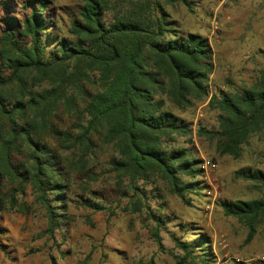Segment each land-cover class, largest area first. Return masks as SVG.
Instances as JSON below:
<instances>
[{
    "label": "trees",
    "instance_id": "16d2710c",
    "mask_svg": "<svg viewBox=\"0 0 264 264\" xmlns=\"http://www.w3.org/2000/svg\"><path fill=\"white\" fill-rule=\"evenodd\" d=\"M174 2L79 0L67 24L69 38L53 36L45 0L26 1L28 12L21 19L11 15L9 1L1 3L0 211L28 213L23 200L28 189L45 220L36 238L52 239L60 230L66 201L114 215L107 203L80 193L68 199L70 175H92L100 148L110 154L105 163L118 182H125L122 198L146 210L160 246L157 229L169 217L162 216L161 205L151 212L144 186L162 181L182 204L207 188L201 160L187 147L191 123L178 114L194 102L208 99L207 105L217 111L216 130L197 126L195 132L216 139L220 155L239 158L254 135L264 142V66L251 86L210 94L208 40L177 29L164 8ZM2 70L8 75L2 76ZM58 112L75 121L72 131L56 128ZM59 150L74 155L76 163ZM235 177L261 191L256 199L218 202L224 216L246 228L247 243L264 217V173L245 168ZM195 234L190 241L173 239L182 253L175 264L209 261L205 236ZM49 264H55L52 257Z\"/></svg>",
    "mask_w": 264,
    "mask_h": 264
},
{
    "label": "rangeland",
    "instance_id": "374dc122",
    "mask_svg": "<svg viewBox=\"0 0 264 264\" xmlns=\"http://www.w3.org/2000/svg\"><path fill=\"white\" fill-rule=\"evenodd\" d=\"M5 1L11 4V15L21 19L23 13L28 12L23 4L37 0H0V17L4 14L1 3ZM45 1L53 36L69 38L67 24L75 15L79 0ZM164 8L181 33H196L208 40L211 92L252 85L258 69L264 66V0H175ZM1 74L7 76L8 71L2 70ZM39 83L47 85L40 80ZM178 114L191 123V142L187 147L193 149L199 160L213 161L216 169L209 176L213 179V188L204 180L208 189L201 197L190 195L189 204H182L169 195L162 181H157L154 186H144L151 212L161 205L162 216L169 217L165 227L157 229L160 246L154 242L155 225L146 216V210L139 205L132 206L122 198L125 182H118L116 174L105 163L110 154L99 148L92 175L90 172L70 175L68 199L80 193L93 201L107 203L113 208L114 215L92 213L66 201L65 222L60 230L52 239L36 238L45 228V220L27 189L23 200L28 213L0 211V230L4 232L0 234L3 248L0 264H49L50 257L55 264H175L182 253L174 246L173 239L190 241L196 232L207 240L205 246L210 255L205 264H235L234 258L240 260L236 264H264V217L252 239L244 243L246 228L224 216L218 206L221 200H250L261 196V191L253 184L236 178L235 172L250 168L264 173V142L259 135H254L243 147L239 158L220 155L216 139L200 137L195 132L197 126L209 131L217 129V111L207 105V100L194 102ZM73 123L74 120L61 112L56 114L54 124L57 129L72 131ZM47 140L57 151L52 139ZM58 152L76 163L74 155ZM81 189L89 192L82 193ZM151 194H156L159 199H153ZM187 264L202 263L194 259Z\"/></svg>",
    "mask_w": 264,
    "mask_h": 264
},
{
    "label": "built area",
    "instance_id": "2783aa9c",
    "mask_svg": "<svg viewBox=\"0 0 264 264\" xmlns=\"http://www.w3.org/2000/svg\"><path fill=\"white\" fill-rule=\"evenodd\" d=\"M211 25L213 28H215L214 22H212ZM209 93L211 94L210 88H209ZM210 94H209V96H210ZM206 100H208V99H206ZM192 127L194 128V126H192ZM199 168L202 170V180L203 181L205 180L207 182V184L210 186V188H213L211 186V182H213V179H210L209 176L216 169V164L211 160L202 159L200 161ZM207 189H208V187H207ZM213 193L215 194V192H213ZM233 260H234L235 264L240 262V260L238 258H234Z\"/></svg>",
    "mask_w": 264,
    "mask_h": 264
},
{
    "label": "crops",
    "instance_id": "0c3cea01",
    "mask_svg": "<svg viewBox=\"0 0 264 264\" xmlns=\"http://www.w3.org/2000/svg\"><path fill=\"white\" fill-rule=\"evenodd\" d=\"M240 264H243V263H240Z\"/></svg>",
    "mask_w": 264,
    "mask_h": 264
}]
</instances>
